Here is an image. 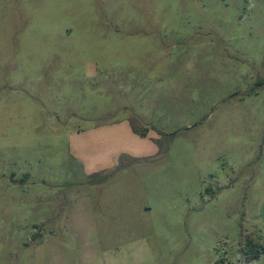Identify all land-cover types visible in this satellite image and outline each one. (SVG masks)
I'll use <instances>...</instances> for the list:
<instances>
[{
    "label": "rangeland",
    "instance_id": "obj_1",
    "mask_svg": "<svg viewBox=\"0 0 264 264\" xmlns=\"http://www.w3.org/2000/svg\"><path fill=\"white\" fill-rule=\"evenodd\" d=\"M125 118L157 152L87 176L71 132ZM242 227L264 235V0H0V264H104L99 238L239 264Z\"/></svg>",
    "mask_w": 264,
    "mask_h": 264
},
{
    "label": "crops",
    "instance_id": "obj_2",
    "mask_svg": "<svg viewBox=\"0 0 264 264\" xmlns=\"http://www.w3.org/2000/svg\"><path fill=\"white\" fill-rule=\"evenodd\" d=\"M70 135L73 137L70 144V152L73 158L82 164L84 172L87 176L112 170L117 166V162L122 156L138 158L150 156L154 154V152H157L156 145L152 138L142 136L137 133L127 118L119 121L94 124L87 128H79L78 130L72 131ZM122 140L125 142L123 146L120 145ZM132 143H134V145ZM110 182L111 181H88L89 214L88 212H84V214H82L88 218L82 221V224L84 225L83 227H86L85 224L88 225V228L91 227L97 229L101 227L100 224L94 222V220L90 218V214L93 213L94 207L96 203H98V195L100 194L102 188L109 185ZM95 194H98L97 197ZM151 208L150 204H144L137 207L138 213L141 215H147V212H149ZM145 229L147 228L144 225L142 230ZM145 233L146 231H144V235ZM136 243L137 242L135 241L134 246L130 248V251L136 250V246H138ZM96 244H99V248L95 250V254L100 256L98 257L100 261L102 258L104 264H116L115 260L117 258L116 254L118 253V250L112 247L107 249L106 245H102V239L100 238ZM69 249L71 250L73 248ZM147 250V245H145V251ZM82 251L84 250L82 249ZM82 251L76 249V251L74 250L73 252H70L72 253V264H77V262H79V259L81 258L80 252ZM75 252L77 257L76 255L74 256ZM86 252L90 253L93 251L89 249L84 253Z\"/></svg>",
    "mask_w": 264,
    "mask_h": 264
},
{
    "label": "trees",
    "instance_id": "obj_3",
    "mask_svg": "<svg viewBox=\"0 0 264 264\" xmlns=\"http://www.w3.org/2000/svg\"><path fill=\"white\" fill-rule=\"evenodd\" d=\"M133 129L138 131L133 125ZM141 134L145 135V131H141ZM162 134V133H161ZM120 168L118 167L117 170ZM110 176H105L102 179H93L91 180L96 182H103L108 180ZM264 252V235L253 230H247L242 227L241 238L239 243V264H254V260L259 258ZM219 262V259L216 260L215 264Z\"/></svg>",
    "mask_w": 264,
    "mask_h": 264
},
{
    "label": "built area",
    "instance_id": "obj_4",
    "mask_svg": "<svg viewBox=\"0 0 264 264\" xmlns=\"http://www.w3.org/2000/svg\"><path fill=\"white\" fill-rule=\"evenodd\" d=\"M217 264H229V262H228V260L225 259L224 257H221V258L219 259V262H218Z\"/></svg>",
    "mask_w": 264,
    "mask_h": 264
}]
</instances>
